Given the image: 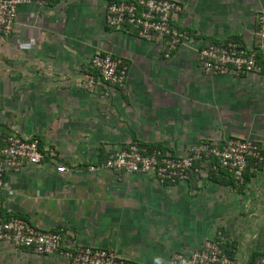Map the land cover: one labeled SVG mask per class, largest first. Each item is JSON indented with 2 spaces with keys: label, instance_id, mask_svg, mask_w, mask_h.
<instances>
[{
  "label": "crops",
  "instance_id": "0c3cea01",
  "mask_svg": "<svg viewBox=\"0 0 264 264\" xmlns=\"http://www.w3.org/2000/svg\"><path fill=\"white\" fill-rule=\"evenodd\" d=\"M111 0L21 4L12 31L0 34V148L16 133L36 136L56 157L8 171L4 217L58 230L69 248L96 246L139 264H167L207 238L234 245L235 264L264 254V169L242 182L212 161L190 179L160 183L151 173L87 170L132 142L183 155L201 140H264V58L260 72L211 74L185 47L163 46L134 27L105 25ZM172 24L196 44L237 40L251 47L264 0H177ZM111 52L127 65L122 85L87 87V62ZM57 165L68 170L58 172ZM0 264H67L0 241Z\"/></svg>",
  "mask_w": 264,
  "mask_h": 264
},
{
  "label": "built area",
  "instance_id": "2783aa9c",
  "mask_svg": "<svg viewBox=\"0 0 264 264\" xmlns=\"http://www.w3.org/2000/svg\"><path fill=\"white\" fill-rule=\"evenodd\" d=\"M46 3L51 0H0V34H9L15 24L17 8L21 4ZM177 0H111L105 10V25L109 28H135L137 35L163 46V56L169 57L173 50L185 47L193 50L203 67L211 74L260 72L259 53L264 58V11L255 16L254 43L251 47L237 40L196 44L186 29L172 24L173 16L182 11ZM86 66L89 74L84 84L94 86L103 81L122 85L127 75V65L111 52H96ZM53 148H41L36 136L11 133L4 138L0 148V189L4 175L25 163L36 164L46 157L55 158ZM212 161V169L229 172L240 182L249 163L250 171L264 169V140L256 142L246 138H228L222 144L201 140L191 145L183 155H174L158 147L132 142L116 150L100 163L87 165V170L109 169L126 173H151L160 183L186 181L200 169L198 163ZM58 172H66L57 165ZM0 241L17 248H28L37 254L56 253L67 264H139L128 258L118 257L112 250L96 246L67 247L58 230L41 229L27 220L10 215L4 217L0 209ZM223 239L207 238L192 251L173 253L167 264H235L221 246ZM264 264V254L254 261Z\"/></svg>",
  "mask_w": 264,
  "mask_h": 264
},
{
  "label": "trees",
  "instance_id": "16d2710c",
  "mask_svg": "<svg viewBox=\"0 0 264 264\" xmlns=\"http://www.w3.org/2000/svg\"><path fill=\"white\" fill-rule=\"evenodd\" d=\"M221 248H222L223 252H224L227 256L233 258V249H234V245H233L232 243H229V242H227V241H224L223 244H222V246H221Z\"/></svg>",
  "mask_w": 264,
  "mask_h": 264
},
{
  "label": "rangeland",
  "instance_id": "374dc122",
  "mask_svg": "<svg viewBox=\"0 0 264 264\" xmlns=\"http://www.w3.org/2000/svg\"><path fill=\"white\" fill-rule=\"evenodd\" d=\"M220 169V168H219ZM231 176H233V175H231ZM233 178H234V176H233Z\"/></svg>",
  "mask_w": 264,
  "mask_h": 264
}]
</instances>
